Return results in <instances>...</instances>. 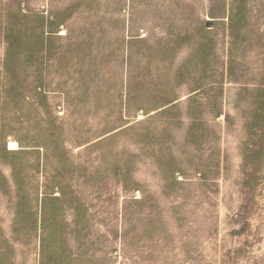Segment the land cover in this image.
Here are the masks:
<instances>
[{"label": "rangeland", "instance_id": "obj_1", "mask_svg": "<svg viewBox=\"0 0 264 264\" xmlns=\"http://www.w3.org/2000/svg\"><path fill=\"white\" fill-rule=\"evenodd\" d=\"M0 100V264H264V0H0Z\"/></svg>", "mask_w": 264, "mask_h": 264}, {"label": "trees", "instance_id": "obj_2", "mask_svg": "<svg viewBox=\"0 0 264 264\" xmlns=\"http://www.w3.org/2000/svg\"><path fill=\"white\" fill-rule=\"evenodd\" d=\"M12 51H13V46L12 47L9 46V57L12 55ZM4 74H6V76H7V74H9V69L8 68H6V71H5ZM2 104L3 103L0 102V114H1V112L3 110ZM3 153L4 154H11L10 152L5 151V149L3 150ZM43 229L44 230L48 229L45 224L43 225ZM41 247H42L41 249L43 251V256H45L46 250L48 251L49 248L51 247V240H50L49 237H46V236L43 237L42 246ZM53 248H54V246H53ZM53 248H50L51 252L49 254L48 259L46 260V258H43V261L41 262V264H59V262L57 261V249L55 250V248L54 249Z\"/></svg>", "mask_w": 264, "mask_h": 264}, {"label": "bare ground", "instance_id": "obj_3", "mask_svg": "<svg viewBox=\"0 0 264 264\" xmlns=\"http://www.w3.org/2000/svg\"><path fill=\"white\" fill-rule=\"evenodd\" d=\"M19 149V145L17 142H11L9 144V150H18Z\"/></svg>", "mask_w": 264, "mask_h": 264}]
</instances>
